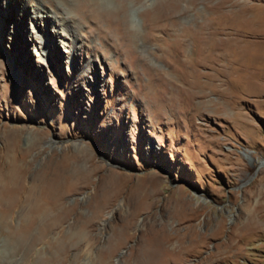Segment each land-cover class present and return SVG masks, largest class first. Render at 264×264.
<instances>
[{"label": "rangeland", "instance_id": "1", "mask_svg": "<svg viewBox=\"0 0 264 264\" xmlns=\"http://www.w3.org/2000/svg\"><path fill=\"white\" fill-rule=\"evenodd\" d=\"M68 1L0 17V264H264V0Z\"/></svg>", "mask_w": 264, "mask_h": 264}, {"label": "bare ground", "instance_id": "2", "mask_svg": "<svg viewBox=\"0 0 264 264\" xmlns=\"http://www.w3.org/2000/svg\"><path fill=\"white\" fill-rule=\"evenodd\" d=\"M87 0H81L82 5L85 7ZM98 1V0H96ZM119 4V8L116 11H123L124 10V2L129 1L132 3H139L142 0H115ZM2 5V4H1ZM4 9V11H0V17H7V19L16 18L17 16H26L28 12L33 10V13L35 14L34 17L38 20H44L49 24H52L53 26L56 25L59 28H65L66 30L69 29L70 36H76L78 34V31L80 30V26L73 20L70 19L67 16L66 11L72 10L71 4L68 0H3V6H0V9ZM19 9H18V8ZM121 12H116V14H119ZM9 16V17H8ZM0 18V26L3 27L5 25V22L3 19ZM22 19V18H21ZM12 20V19H11ZM71 28V29H70ZM61 36H63V33L57 32ZM222 96L224 97V93H222ZM10 138L7 144L6 152L4 153L5 156V162L8 163L9 172L0 174L1 181L8 180L9 183H13L14 180H17L20 177V173L24 170V167L21 163V157L26 153V151H19L18 150V133L14 131L13 133H10ZM20 136V135H19ZM250 153V152H249ZM2 153L0 152V155ZM248 155V153H245ZM2 160V157L0 156V161ZM1 171V170H0ZM11 192V191H10ZM7 195V193H6ZM13 195V194H12ZM11 195V197H12ZM5 196V195H4ZM17 196L13 195V200L15 203H17L15 200ZM19 198V197H17ZM0 199H4L0 197ZM0 200V201H1ZM42 198L37 197L34 190H31V194L29 196L28 202L29 206L32 207V213L29 216V219L33 222L35 220H39L38 218H46L47 216V208L45 207L46 203H43ZM12 202V203H14ZM5 203V202H3ZM50 209V208H49ZM29 215V214H28ZM192 226H189L188 230H191ZM165 240H168V245H173L170 243V240L172 239V236L168 233L165 234Z\"/></svg>", "mask_w": 264, "mask_h": 264}]
</instances>
